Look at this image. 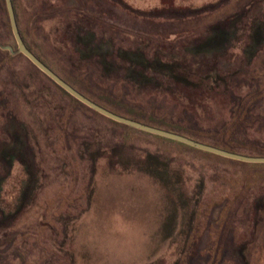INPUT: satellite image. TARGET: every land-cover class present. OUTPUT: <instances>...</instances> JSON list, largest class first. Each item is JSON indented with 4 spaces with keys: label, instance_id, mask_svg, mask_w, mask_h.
<instances>
[{
    "label": "rangeland",
    "instance_id": "obj_1",
    "mask_svg": "<svg viewBox=\"0 0 264 264\" xmlns=\"http://www.w3.org/2000/svg\"><path fill=\"white\" fill-rule=\"evenodd\" d=\"M14 2L32 52L74 88L207 131L264 68V0ZM13 36L0 11V45L17 51ZM20 54L0 66L3 264H264V164L115 125Z\"/></svg>",
    "mask_w": 264,
    "mask_h": 264
},
{
    "label": "trees",
    "instance_id": "obj_2",
    "mask_svg": "<svg viewBox=\"0 0 264 264\" xmlns=\"http://www.w3.org/2000/svg\"><path fill=\"white\" fill-rule=\"evenodd\" d=\"M15 0H13V5L17 17V22L19 25V19H18V12L15 5ZM0 11L3 14V18L5 20V23L8 27V30L10 34H12L8 11L6 7L5 0H0ZM20 33L22 35V38L28 47V49L32 52V48L29 46V44L26 41L25 35L23 34L22 30L20 29ZM13 35V34H12ZM35 53V52H33ZM0 55L2 60L0 61V66L2 65H8L10 64V61L15 59V56L10 53L7 50H3L0 48ZM22 57H24L26 60H28L23 54H20ZM29 61V60H28ZM42 61V60H41ZM43 62V61H42ZM34 68L35 67L31 61L29 62ZM108 65H104L103 71L105 72L109 67ZM169 66V64H168ZM168 66H165L164 68H168ZM155 71L159 72V69L157 67H153ZM167 72V69H165ZM102 71V72H103ZM145 70H138L137 66L132 65L129 63L127 66V79L136 84L142 86V82L140 83L139 79H136L142 75V72ZM41 72V71H40ZM46 78H48L55 86H58L54 81H52L47 75H45L43 72H41ZM107 73V72H106ZM140 74V75H139ZM160 75V74H158ZM178 78H184L187 82V77H181L177 76ZM243 80H246L249 84L245 85L248 86V92L244 96H236L235 101L231 108V117L228 123H226L223 127H221L219 130H204L200 129L199 127L193 126L190 121H187V119H181L180 117L174 116L173 114H169L166 112H157L153 108H144L140 104H134L129 102V100L123 99L117 95L113 94H103L99 91H90V92H81L94 102L100 104L101 106L113 111L114 113H117L119 115H122L124 117L135 119L136 121H139L141 123L151 125L154 127H158L164 130L172 131L174 133H178L184 136H188L189 138H192L196 141L210 144L219 148L241 153L244 155H250V156H263L264 157V143L252 140L248 137L249 128L253 127L254 125H258V128L261 130H264V116L262 114L256 113L257 105L259 104V101L263 98L262 95H264V68L258 69V70H251V71H245L242 77ZM175 81L179 83H184V85L189 86V83L183 82L182 80H177V78L174 79ZM159 83H154L151 85L157 86ZM138 85V86H139ZM143 86H149V85H143ZM60 89L65 95H67L69 98H71L73 101L79 103L83 108H86L90 110L93 113H96L97 115H100L96 111L88 108L78 100H76L74 97H72L70 94H68L65 90H63L60 86L57 87ZM250 90V91H249ZM103 117L102 115H100ZM104 119L108 120L109 122L121 126L130 128L126 125L119 124L115 121H112L108 118L103 117ZM131 130H134L130 128ZM149 134V133H147ZM155 136V135H154ZM159 137V136H156ZM162 138V137H159ZM174 143H177L179 145L192 148L188 145H185L183 143L162 138ZM194 149V148H193ZM10 248V247H9ZM12 248V246H11ZM2 249H0V258ZM4 262L0 261V264H3Z\"/></svg>",
    "mask_w": 264,
    "mask_h": 264
},
{
    "label": "water",
    "instance_id": "obj_3",
    "mask_svg": "<svg viewBox=\"0 0 264 264\" xmlns=\"http://www.w3.org/2000/svg\"><path fill=\"white\" fill-rule=\"evenodd\" d=\"M13 0H5L6 7L8 11L10 26L12 30V34L14 35V39L17 45V51H14L13 47L11 46H3L0 45V48L3 50H7L12 54L21 53L23 54L29 61H31L41 72L47 75L52 81H54L58 86H60L63 90H65L68 94L74 97L76 100L84 104L85 106L89 107L90 109L96 111L97 113L117 122L120 124L127 125L131 128L144 131L153 135H157L160 137H164L167 139H171L190 147L212 153L224 158H228L235 161H240L244 163H252V164H264V157L263 156H250L244 155L237 152L228 151L210 144L202 143L196 141L188 136H184L178 133H174L172 131L164 130L158 127H154L151 125H147L136 121L135 119H130L114 113L113 111L101 106L100 104L94 102L81 92H79L76 88L62 79L59 75H57L54 71H52L45 63H43L33 52H31L28 47L26 46L22 35L19 30L15 9L13 6Z\"/></svg>",
    "mask_w": 264,
    "mask_h": 264
}]
</instances>
